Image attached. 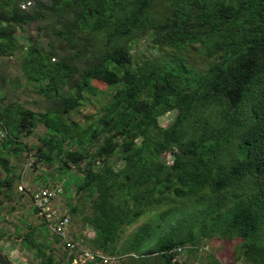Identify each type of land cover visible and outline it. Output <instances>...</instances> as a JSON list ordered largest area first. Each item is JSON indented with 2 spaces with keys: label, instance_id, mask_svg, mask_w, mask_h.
Here are the masks:
<instances>
[{
  "label": "trees",
  "instance_id": "1",
  "mask_svg": "<svg viewBox=\"0 0 264 264\" xmlns=\"http://www.w3.org/2000/svg\"><path fill=\"white\" fill-rule=\"evenodd\" d=\"M36 1L25 10L29 0H0V56L22 52L21 71L52 103L44 112L18 105L0 113V204L21 178L8 157L27 151L21 136L42 124L41 160L81 173L75 194L90 205L84 221L95 251L115 256L128 226L160 201L183 199L193 218L187 234L149 254L178 264L165 252L196 246L198 228L200 239L239 240L245 261L264 264V0ZM42 20L57 41L50 49L20 35ZM137 44L157 56H134ZM100 86L115 91L78 123L71 116ZM40 223L10 241L31 255L28 264H64L46 236L59 239Z\"/></svg>",
  "mask_w": 264,
  "mask_h": 264
},
{
  "label": "rangeland",
  "instance_id": "2",
  "mask_svg": "<svg viewBox=\"0 0 264 264\" xmlns=\"http://www.w3.org/2000/svg\"><path fill=\"white\" fill-rule=\"evenodd\" d=\"M36 0H29L28 3L22 6L23 9L28 10L36 4ZM47 22L35 21L26 25L21 30V36H28L31 40L38 39L43 45L50 49L57 45V41L51 32L47 31ZM46 25V26H45ZM45 26V28H44ZM19 41L24 44V38ZM144 44V41L140 42ZM198 46H195L197 48ZM194 50V49H193ZM60 51L66 52L65 46H60ZM134 56L145 59L157 56L154 51L147 47L142 50L141 45L137 44L132 50ZM170 51L162 52L159 57L169 56ZM141 54V56H140ZM189 58L195 62V65L201 69L206 68V61L197 57L195 52L188 54ZM22 68V52L16 53L14 56H0V113L5 108H14L18 105L33 112H44L47 108L52 106L44 96L36 92L32 82L27 81ZM96 86V83L93 82ZM100 95L98 97H89V102L85 103L78 109L71 117L78 123L87 122V118L99 111V107L105 104L114 93L115 89L112 87L100 86ZM171 121V114L160 119V123L166 126ZM46 135V129L42 124L34 129L29 136H21L22 141L27 146L28 150L22 152L18 157L12 153L8 157L9 163L15 165L16 173L20 174V180L14 183L13 188L7 192V196L2 197L0 204V229L4 232L7 239L18 235V228L20 232L28 231V224L36 226L41 225L40 219L35 216L32 209V200L29 192L19 191V186L25 189L36 190L39 188L48 187L55 193L54 207L62 214L69 216L71 221L70 234L79 243V238L84 241L82 248L92 249L87 244V234L83 230V222L79 218V212L84 205L86 212L90 213V205L84 199L78 198L75 194V185L78 177L81 175L78 168L73 167L66 173L55 167L45 164L38 155V148L43 146V138ZM166 162L172 163V159L166 156ZM1 173L0 177H3ZM70 182V184H69ZM66 184H68L66 186ZM68 187V188H67ZM173 199L172 196L167 199ZM76 205L79 212L71 213L72 207ZM193 210L194 204L190 205ZM186 208L183 199H176L174 202L160 201L156 210L146 211L134 224L128 226L120 243H118V250L116 257L120 258V264H163L160 255L149 254L151 249H155L159 243L167 238L175 240L182 239L189 230V222L193 218L186 220ZM81 209V210H79ZM168 212V213H167ZM87 225H89L87 223ZM183 225L182 229L178 226ZM83 231V232H82ZM51 240L55 254L64 259V264L68 261L67 255L63 248L58 246L56 240L51 235L46 236ZM201 233L199 229L192 231L193 244L202 245L206 247L205 251L197 252L188 250V247H193L188 243L185 245L184 251L174 257L173 261L178 264H251L245 261L241 256V251L238 248L239 240L226 242L216 238H209L203 236L200 239ZM17 254L13 255L11 260L15 264H28L32 259L31 255L23 249V247L16 242ZM0 248L6 254H9L5 247L0 243ZM10 256V255H9ZM21 257V263L18 262ZM25 259V260H24Z\"/></svg>",
  "mask_w": 264,
  "mask_h": 264
},
{
  "label": "built area",
  "instance_id": "3",
  "mask_svg": "<svg viewBox=\"0 0 264 264\" xmlns=\"http://www.w3.org/2000/svg\"><path fill=\"white\" fill-rule=\"evenodd\" d=\"M19 191L29 192L36 216L41 222L45 223L50 234L56 236L63 243L65 249L73 253L71 264H120L119 257L105 255L99 251L82 248L79 245L70 234L71 221L69 216L60 213L54 207L55 193L53 190L48 187L30 190L19 186ZM184 248L185 246H177L167 250L165 253L173 254L174 257H177L184 251ZM188 250L201 252L205 251L206 247L196 245L188 247Z\"/></svg>",
  "mask_w": 264,
  "mask_h": 264
},
{
  "label": "crops",
  "instance_id": "4",
  "mask_svg": "<svg viewBox=\"0 0 264 264\" xmlns=\"http://www.w3.org/2000/svg\"><path fill=\"white\" fill-rule=\"evenodd\" d=\"M32 209H33V207H32ZM81 210V209H80ZM83 211H85L86 212V209H85V207L83 206V208H82V210L79 212V218L82 220V222L84 223L83 224V230H84V232L87 234V237L89 238V239H87V244L89 245V241H90V239H92L93 238V236H94V232H93V230H92V228H91V226L90 225H87V223H85V221H84V218H85V216L88 214V213H83L82 214V212ZM35 216H36V214H35ZM29 225V224H28ZM18 230H20V228H18ZM18 232V231H17ZM83 232V231H82ZM2 233L4 234V232L2 231ZM13 238V237H12ZM9 239H11V238H9ZM84 241V239L83 238H79V244H81L82 245V242ZM1 243H2V246L3 247H5V249H6V251L7 252H10L12 255H16L17 253L16 252H18L17 251V248H16V242H13L12 243V241H10V240H8L7 239V237H6V235L4 234L3 235V238H2V240H1ZM57 243H58V246H60L61 245V247L63 248V250L65 251V253H66V255H67V259L69 260L70 259V257L71 256H73V253H71L70 251H68V250H66L65 249V247H64V245H63V243L59 240V241H57ZM83 246V245H82ZM91 250V249H90ZM94 251V250H93ZM100 252V251H99ZM56 253V252H55ZM102 253V252H101ZM57 256V255H56ZM59 258H62V257H59ZM63 261H64V259H63ZM88 264H96V263H88Z\"/></svg>",
  "mask_w": 264,
  "mask_h": 264
},
{
  "label": "water",
  "instance_id": "5",
  "mask_svg": "<svg viewBox=\"0 0 264 264\" xmlns=\"http://www.w3.org/2000/svg\"><path fill=\"white\" fill-rule=\"evenodd\" d=\"M0 264H14L9 258L4 254V252L0 249Z\"/></svg>",
  "mask_w": 264,
  "mask_h": 264
}]
</instances>
